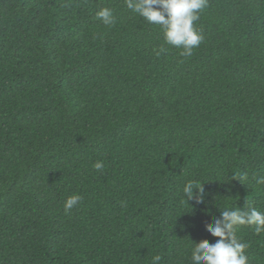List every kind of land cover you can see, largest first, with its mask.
<instances>
[{
    "label": "trees",
    "instance_id": "1",
    "mask_svg": "<svg viewBox=\"0 0 264 264\" xmlns=\"http://www.w3.org/2000/svg\"><path fill=\"white\" fill-rule=\"evenodd\" d=\"M195 26L182 57L124 0H0V264H192L222 208L264 212V0H208Z\"/></svg>",
    "mask_w": 264,
    "mask_h": 264
},
{
    "label": "clouds",
    "instance_id": "2",
    "mask_svg": "<svg viewBox=\"0 0 264 264\" xmlns=\"http://www.w3.org/2000/svg\"><path fill=\"white\" fill-rule=\"evenodd\" d=\"M124 2L129 10L149 24L160 26L165 43L181 49L182 57H190L204 40V35L195 26V22L200 19L201 11L208 6V0H124ZM96 18L106 26L115 23L113 9L109 7L97 11ZM154 51L160 56L167 53V48L160 46ZM93 167L101 170L104 164L97 161ZM256 183L264 184V176L258 177ZM182 193L187 203L190 200L203 203L205 200V190L203 183L200 182L187 181L183 185ZM80 200L78 194L69 196L64 204L65 212L71 211ZM241 225L255 226L257 234L264 233V212L247 202L241 208H222L220 217L206 224L208 233L218 239L215 242H209L208 239L193 241L192 264H249V257L246 254L248 244L242 242L237 235V229ZM161 259V255H154L152 264H160Z\"/></svg>",
    "mask_w": 264,
    "mask_h": 264
}]
</instances>
